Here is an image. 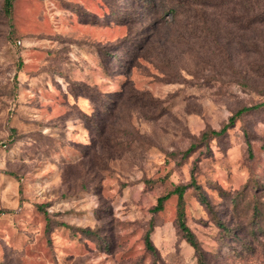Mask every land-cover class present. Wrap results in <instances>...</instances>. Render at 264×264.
Returning <instances> with one entry per match:
<instances>
[{
    "label": "rangeland",
    "instance_id": "rangeland-1",
    "mask_svg": "<svg viewBox=\"0 0 264 264\" xmlns=\"http://www.w3.org/2000/svg\"><path fill=\"white\" fill-rule=\"evenodd\" d=\"M3 1L0 264H264V0Z\"/></svg>",
    "mask_w": 264,
    "mask_h": 264
},
{
    "label": "trees",
    "instance_id": "trees-1",
    "mask_svg": "<svg viewBox=\"0 0 264 264\" xmlns=\"http://www.w3.org/2000/svg\"><path fill=\"white\" fill-rule=\"evenodd\" d=\"M12 7H13V0H4L3 1V12L5 14V16H7L8 18L12 17ZM260 104H256L253 106H243L239 109H237L233 115L230 116L229 119V123L233 122V119L236 118L237 116H240L243 113H246L250 110H252L253 108L258 107ZM227 124L222 126V128L220 130H208L204 133V135H212V136H216V135H220L222 133H224L227 129ZM195 193L196 196L198 198L199 201H201L204 204H207V199L206 196L204 195V193L202 192L200 186L193 180V177H191L190 183H189ZM188 188V185H176L171 191L164 193L163 195H161L160 197L157 198V204L154 207V211H160L163 208V203L165 200H167L170 195H176V220H177V225L182 233V236L184 237V239L186 240V242L193 247V249L195 250V252L199 253L200 252V248H199V244L198 241L196 240L194 234L189 230L188 226L185 223L184 220V194L186 189ZM145 245L146 248L153 252L154 251V246L152 244V241L149 238V232L146 233L145 237ZM199 264H205L202 261V257L199 256Z\"/></svg>",
    "mask_w": 264,
    "mask_h": 264
}]
</instances>
